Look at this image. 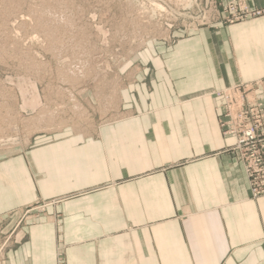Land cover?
Masks as SVG:
<instances>
[{
    "label": "crops",
    "instance_id": "obj_1",
    "mask_svg": "<svg viewBox=\"0 0 264 264\" xmlns=\"http://www.w3.org/2000/svg\"><path fill=\"white\" fill-rule=\"evenodd\" d=\"M146 55L110 124L40 133L1 156L0 220L65 200L25 221L0 264H58L59 248L61 264H264V196L251 198L214 97L264 78V14Z\"/></svg>",
    "mask_w": 264,
    "mask_h": 264
},
{
    "label": "rangeland",
    "instance_id": "obj_2",
    "mask_svg": "<svg viewBox=\"0 0 264 264\" xmlns=\"http://www.w3.org/2000/svg\"><path fill=\"white\" fill-rule=\"evenodd\" d=\"M233 2L0 0V158L26 149L40 133L68 129L93 135L110 124L120 110L119 91L128 85L130 69L144 67L151 45H171L181 34L264 14L246 0L245 6ZM256 81L264 78L240 83ZM234 86L214 97L222 135L235 143L234 136L224 135V103L218 96ZM260 92L255 88L246 95ZM64 200H37L19 220H0V263L8 246L19 240L25 221L46 216L49 207ZM47 217L58 224V215ZM62 260L59 248L58 264Z\"/></svg>",
    "mask_w": 264,
    "mask_h": 264
},
{
    "label": "built area",
    "instance_id": "obj_3",
    "mask_svg": "<svg viewBox=\"0 0 264 264\" xmlns=\"http://www.w3.org/2000/svg\"><path fill=\"white\" fill-rule=\"evenodd\" d=\"M242 3L237 0L233 3ZM258 89L260 95L247 98L248 92ZM223 101L226 136L236 142L231 151L248 179L252 198L264 196V81L238 84L218 93Z\"/></svg>",
    "mask_w": 264,
    "mask_h": 264
}]
</instances>
